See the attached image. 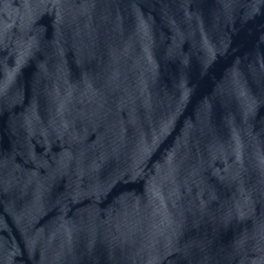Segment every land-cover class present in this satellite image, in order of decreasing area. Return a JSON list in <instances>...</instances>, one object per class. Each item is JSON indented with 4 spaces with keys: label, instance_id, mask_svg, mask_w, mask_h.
I'll list each match as a JSON object with an SVG mask.
<instances>
[{
    "label": "water",
    "instance_id": "obj_1",
    "mask_svg": "<svg viewBox=\"0 0 264 264\" xmlns=\"http://www.w3.org/2000/svg\"><path fill=\"white\" fill-rule=\"evenodd\" d=\"M0 264H264V0H0Z\"/></svg>",
    "mask_w": 264,
    "mask_h": 264
}]
</instances>
